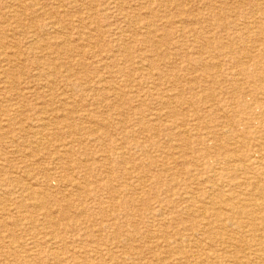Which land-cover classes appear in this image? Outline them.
<instances>
[{
    "label": "rangeland",
    "instance_id": "rangeland-1",
    "mask_svg": "<svg viewBox=\"0 0 264 264\" xmlns=\"http://www.w3.org/2000/svg\"><path fill=\"white\" fill-rule=\"evenodd\" d=\"M261 33L264 0H0V264H264Z\"/></svg>",
    "mask_w": 264,
    "mask_h": 264
},
{
    "label": "bare ground",
    "instance_id": "bare-ground-1",
    "mask_svg": "<svg viewBox=\"0 0 264 264\" xmlns=\"http://www.w3.org/2000/svg\"><path fill=\"white\" fill-rule=\"evenodd\" d=\"M159 1L161 2V0H159ZM164 1H165V0H164ZM167 1H168V0H167ZM172 1H173V0H172ZM176 1H177V0H175V2H176ZM185 1H186V0H185ZM190 1H191V0H190ZM230 1H231V0H230ZM162 2H163V1H162ZM240 3H241V2H240ZM184 4H185V3H184ZM188 4H190V3H188ZM146 5H147V4H146ZM215 5H216V4H215ZM244 5H245V4H244ZM143 6H144V5H143ZM147 6H149V5H147ZM166 6H167V5H166ZM179 6L182 7V4H180ZM175 7H176V6H175ZM177 7H178V6H177ZM193 7H195V6H193ZM163 9H164V8H163ZM179 9H181V8H179ZM59 10H60V9H59ZM121 10H122V9H121ZM171 10H172V9H171ZM182 10H183V9H182ZM182 10H181V11H182ZM192 10H193V9H192ZM53 11H54V10H53ZM106 11H107V9H106ZM206 11H207V10H206ZM198 13H199V12H198ZM254 13H256V11H255ZM156 14H157V13H156ZM156 14H155V15H156ZM218 14H219V13H218ZM92 15H93V14H92ZM134 15H135V14H134ZM157 15H158V14H157ZM157 15H156V16H157ZM165 15H166V13H165ZM205 15H206V13H205ZM89 16H91V15H89ZM151 16L153 17V15H151ZM151 16H150V17H151ZM168 16H169V15H168ZM198 16H199V15H198ZM251 16H252V15H251ZM143 17H144V16H143ZM150 17H149V18H150ZM224 17H225V16H224ZM236 17H237V16H236ZM218 18H220V17H218ZM221 18H222V17H221ZM254 18H255V17H254ZM145 19H146V18H145ZM150 19H151V18H150ZM173 19H174V17H173ZM234 19H235V18H234ZM256 20H257V19H256ZM17 21H18V20H17ZM145 21H146V20H145ZM149 21H150V20H149ZM180 21H181V19H180ZM198 21H199V20H198ZM221 21H222V20H221ZM54 22H55V21H54ZM146 22H148V21H146ZM150 22H151V21H150ZM178 22H179V20H178ZM182 22H183V21H182ZM187 22H188V21H187ZM195 22H196V21H195ZM195 22H194V23H195ZM175 23H176V22H175ZM51 24H52V23H51ZM51 24H50V25H51ZM54 24H55V23H54ZM151 24H152V23H151ZM177 24H179V23H177ZM192 24H193V23H192ZM154 26H155V25H154ZM40 27H41V26H40ZM184 27H185V26H184ZM188 27H189V26H188ZM238 27H239V26H238ZM56 28H57V27H56ZM177 28H178V27H177ZM185 28H186V27H185ZM204 28H205V27H204ZM41 29H42V28H41ZM155 29H157V28H155ZM179 29H180V28H179ZM183 29H184V28H183ZM253 29H255V28H253ZM42 30H43V29H42ZM59 30H60V29H59ZM203 30H204V29H203ZM38 31H39V30H38ZM54 31H55V30H54ZM179 31H181V30H179ZM220 31H221V30H220ZM40 32H41V31H40ZM58 32H59V31H58ZM237 32H240V31H237ZM33 33H34V32H33ZM125 33H126V32H125ZM179 33H180V32H179ZM256 34H257V33H256ZM41 35H43V34H41ZM178 35H180V34H178ZM221 35H222V33H221ZM238 35H240V34H238ZM248 35H249V34H248ZM258 35H259V34H258ZM43 36H44V35H43ZM252 36H253V35H250V37H252ZM261 36H264V34L262 35V33H261ZM63 37H64V36H63ZM127 38H128V37H127ZM135 38H136V37H135ZM175 38H176V37H175ZM169 39H170V38H169ZM250 39H251V38H250ZM252 39H253V38H252ZM139 40H141V39H139ZM163 40H164V39H163ZM170 40H171V39H170ZM174 40H175V39H174ZM59 41H60V40H59ZM136 41H137V40H136ZM155 41H156V40H155ZM253 41H254V40H253ZM61 42H62V41H61ZM161 42H162V41H161ZM166 42H167V41H166ZM196 42H198V41H196ZM206 42H207V41H206ZM143 43H145V42L143 41ZM152 43H153V42H152ZM173 43H174V42H173ZM203 43L205 44L204 41H203ZM210 43H211V42H210ZM57 44H59V43H57ZM63 44H64V43H63ZM175 44H176V43H175ZM198 44H199V43H198ZM247 44H248V43H247ZM251 44H252V43H251ZM155 45H157V43H156ZM159 45H161V44L159 43ZM210 45H211V44H210ZM214 45H215V44H214ZM220 45H222V44H220ZM225 45H226V44H225ZM261 45H262V44H261ZM170 46H171V45H170ZM173 46H174V44H173ZM204 46H206V45H204ZM230 46H231V45H230ZM235 46H237V45H235ZM251 46H252V45H251ZM45 47H46V46H45ZM67 47H68V46H67ZM93 47H94V46H93ZM93 47H92V48H93ZM162 47H163V45H162ZM175 47H177V46H175ZM179 47H180V46H179ZM211 47H212V46H211ZM213 47H214V46H213ZM218 47H219V46H218ZM46 48H47V47H46ZM156 48H158V46H157ZM199 48H200V47H199ZM257 48H258V47H257ZM69 49H71V48H69ZM253 49H254V48H253ZM158 50H159V48H158ZM170 50H171V49H170ZM200 50H202V49H200ZM203 50H204V49H203ZM237 50H238V49H237ZM240 50H241V49H240ZM153 51H154V50H153ZM205 51H206V50H205ZM43 52H44V51H43ZM154 52H156V51H154ZM184 52H185V51H184ZM208 52H209V51H208ZM247 52H248V51H247ZM47 53H48V52H47ZM53 53H55V52H53ZM72 53H73V52H72ZM262 53H263V52H262ZM60 54H61V53H60ZM107 54H108V53H107ZM131 54H132V53H131ZM133 54H134V53H133ZM150 54H151V53H150ZM155 54H156V53H155ZM158 54H159V53H157V55H158ZM205 54H206V53H205ZM207 54H208V53H207ZM212 54H213V52H212ZM238 54H240V53H238ZM243 54H244V53H243ZM246 54H247V53H246ZM252 54H253V53H252ZM30 55H32V54H30ZM129 55H130V54H129ZM213 55H214V54H213ZM244 55H245V54H244ZM258 55H260V52L258 53ZM263 55H264V54H263ZM44 56H45V54H44ZM105 56H106V55H105ZM146 56H147V55H146ZM159 56H160V55H159ZM184 56H185V55H184ZM195 56H196V55H195ZM231 56H232V55H231ZM36 57H37V56H36ZM129 57H130V56H129ZM156 57H157V56H156ZM184 58H185V57H184ZM186 58H188V57H186ZM109 59H110V57H109ZM115 61H116V60H115ZM118 61H119V60H118ZM150 61H151V60H150ZM168 61H169V60H168ZM176 61H177V60H176ZM220 61H221V60H220ZM259 61H261V60H259ZM203 62H204V61H203ZM209 62H210V60H209ZM209 62H208V64H209ZM73 63L75 64V62H73ZM81 63H82V62H81ZM114 63H115V62H114ZM199 63H201V62H199ZM70 64H72V63H70ZM215 64H216V63H215ZM72 65H73V64H72ZM76 65H77V64H76ZM194 65H195V64H194ZM194 65H193V66H194ZM198 65H199V64H198ZM198 65H196V66H198ZM205 65H206V64H205ZM69 66H70V65H69ZM196 66H195V67H196ZM201 66H202V65H201ZM255 66H256V65H255ZM67 67H68V66H67ZM143 67H144V66H143ZM185 67H186V65H185ZM191 67H192V66H191ZM203 67H204V66H203ZM207 67H208V66H207ZM53 68H54V67H53ZM53 68H52V70H53ZM209 68H210V66H209ZM219 68H220V66H219ZM62 69H63V68H62ZM69 69H70V68H69ZM6 70H9V69H6ZM52 70H51V72H52ZM75 70H76V69H75ZM185 70L187 71L186 68H185ZM200 70H201V69H200ZM209 70H210V69H209ZM11 71H12V70H11ZM11 71H10V72H11ZM42 71H43V70H42ZM53 71H54V70H53ZM56 71H57V70H56ZM63 71H64V70H63ZM70 71H71V70H70ZM121 71H122V70H121ZM159 71H161V70H159ZM207 71H208V70H207ZM43 72H44V71H43ZM46 72H48L47 69H46ZM57 72H58V71H57ZM176 72H177V71H176ZM190 72H192V71H190ZM201 72H202V71H201ZM69 73H70V72H69ZM65 74H66V71H65ZM70 74L73 75L72 72H71ZM208 74H209V73H208ZM232 74H233V73H232ZM234 74H236V73H234ZM44 75H45V74H44ZM62 75H63V74H62ZM66 76H68V75L66 74ZM123 76H124V75H123ZM156 76H158V75H156ZM189 76H190V75H189ZM198 76H199V75H198ZM147 77H148V76H147ZM234 77H235V75H234ZM70 78H71V77H70ZM149 78H150V77H149ZM191 78H192V77H191ZM224 78H225V77H224ZM108 79H109V78H108ZM50 80H51V79H50ZM189 80H191V79H189ZM205 80H206V79H205ZM209 80H210V79H209ZM53 81H54V80H53ZM195 81H196V80H195ZM222 81H224V79H223ZM222 81H220V82H222ZM234 81H235V80H234ZM244 81H245V80H244ZM50 82H51V81H50ZM98 82H99V81H98ZM248 82L250 83V81H248ZM252 82L254 83V82H256V81H252ZM53 83H55V82H53ZM100 83H101V82H100ZM253 83H252V84H253ZM256 83H257V82H256ZM152 84H153V83H152ZM171 84H172V83H171ZM210 84H211V83H210ZM229 84H230V83H229ZM248 85H249V84H248ZM260 85H261V83H260ZM262 85H264V84H262ZM212 86H213V85H212ZM253 86H254V85H253ZM257 86H258V85H257ZM101 87H102V86H101ZM139 87H140V86H138V88H139ZM180 87H182V86H180ZM238 87L240 88L239 84H238V86H236V88H238ZM93 88H94V87H93ZM105 88H106V86H105ZM160 88H161V87H160ZM239 88H238V89H239ZM140 89H141V88H140ZM163 89H164V88H163ZM176 89H177V88H176ZM186 89H187V88H186ZM98 90H99V89H98ZM174 91H175V90H174ZM225 91H226V90H225ZM248 92H249V91H248ZM256 92H257V91H256ZM171 93H172V92H171ZM183 93H185V92H183ZM237 93H238V92H237ZM198 94H199V93H198ZM209 94H210V93H209ZM259 94H260V93H259ZM206 95H207V94H206ZM152 96H153V95H152ZM171 96H172V95H171ZM173 96H174V95H173ZM173 96H172V97H173ZM198 96H199V95H198ZM202 96H203V95H201V98H202ZM186 97H187V96H186ZM158 98H159V97H158ZM203 98H204V97H203ZM209 100H210V99H209ZM143 102H144V101H143ZM162 102H163V101H162ZM173 102H174V101H173ZM190 102H191V101H190ZM210 102H211V101H210ZM247 102H248V101H247ZM127 103H128V102H127ZM171 103H172V101H171ZM174 103H175V102H174ZM174 103H173V104H174ZM186 103H187V102H186ZM192 103H193V101H192ZM192 103H191V104H192ZM164 104H165V103H164ZM196 104H197V103H196ZM249 104H251V103H249ZM125 105H126V104H125ZM162 105H163V104H162ZM254 105H255V104H254ZM211 106H212V105H211ZM167 108H168V107H167ZM176 108H177V107H176ZM178 108H179V107H178ZM185 109H186V108H185ZM168 110H169V109H168ZM242 111H244V110H242ZM158 112H159V111H158ZM206 113H207V112H206ZM145 115H146V114H145ZM148 116H149V115H148ZM150 116H151V115H150ZM172 116H173V114H172ZM190 116H191V115H190ZM162 117H163V116H162ZM118 118H119V117H118ZM147 118H148V117H147ZM185 118H186V117H185ZM197 118H198V117H197ZM126 119H127V118H126ZM142 119H143V118H142ZM105 120H106V119H105ZM127 120H128V119H127ZM143 120H144V119H143ZM154 120H155V118H154ZM99 121H100V120H99ZM70 122H71V121H70ZM68 123H69V122H67V124H68ZM136 123H137V122H136ZM96 124H97V123H96ZM110 124H111V123H110ZM117 124H118V123H117ZM103 125H104V124H103ZM115 125H116V124H115ZM118 125H119V124H118ZM197 125H198V124H197ZM146 126H148V125H146ZM43 127H45V124H44ZM47 127H48V126H47ZM47 127H46V128H47ZM90 127H91V126H90ZM106 127H108V125H107ZM109 127H110V126H109ZM219 127H220V126H219ZM96 128H97V127H96ZM176 128H177V127H176ZM183 128H185V126H184ZM191 128H192V127H191ZM195 128H196V127H195ZM213 128H214V127H213ZM94 129H95V128H94ZM152 129H153V128H152ZM188 129H189V128H188ZM98 130H99V129H98ZM118 130H119V129H118ZM192 130H193V129H192ZM105 131H106V130H105ZM190 131H191V130H190ZM178 132H179V131H178ZM225 132H226V131H225ZM225 132H224V133H225ZM135 133H136V132H135ZM135 133H134V134H135ZM138 133H139V132H138ZM138 133H137V134H138ZM195 133H197V132L195 131ZM97 134H98V133H97ZM97 134H96V135H97ZM103 134H104V133H103ZM175 134H176V133H175ZM175 134H174V135H175ZM190 134H191V133H190ZM125 135H126V134H125ZM178 135H179V134H178ZM195 135H196V134H195ZM47 136H48V135H47ZM103 136H105V135H103ZM110 136H111V135H110ZM155 136H156V135H155ZM157 136H158V135H157ZM179 136H180V135H179ZM189 136H190V135H189ZM121 137H122V136H121ZM128 137H129V136H128ZM131 137H132V136H131ZM134 137H135V136H134ZM138 137H139V136H138ZM146 137H147V136H146ZM146 137H143V138H146ZM182 137H183V136H182ZM191 137H192V134H191ZM172 138H173V137H172ZM172 138H171V139H172ZM174 138H175V137H174ZM183 138H184V137H183ZM187 138H188V137H187ZM192 138H193V137H192ZM192 138H191V139H192ZM249 138H250V137H249ZM133 139H134V138H133ZM135 139H136V137H135ZM135 139H134V140H135ZM189 139H190V138H189ZM136 140H137V139H136ZM161 140H162V139H161ZM216 140H217V138H216ZM137 141H139V140H137ZM186 141H187V140H186ZM186 141H185V142H186ZM188 141H189V140H188ZM194 141H195V140L193 139L192 142H194ZM214 141H215V140H214ZM240 141H241V140H240ZM183 142H184V141H183ZM206 142H207V141H206ZM215 144H216V143H215ZM232 144H233V143H232ZM181 145H182V144H181ZM183 145H184V144H183ZM185 145H186V144H185ZM185 145H184V146H185ZM229 145H230V144H229ZM117 146H118V145H117ZM188 146H189V144H188ZM204 146H205V145H204ZM153 147H154V146H153ZM150 148L152 149V147H150ZM164 148H165V147H164ZM157 149H158V148H157ZM231 149H234V148H231ZM118 151H119V150H118ZM151 151H152V150H151ZM160 152H161V151H160ZM168 152H169V151H168ZM175 152H176V150H175ZM181 152H182V151H181ZM120 153H121V152H120ZM120 153H119V154H120ZM148 153H149V152H148ZM152 153H153V152H152ZM171 153H172V152H171ZM182 153H183V152H182ZM107 154H108V153H107ZM107 154H106V155H107ZM146 154H147V153H146ZM149 154H150V153H149ZM167 154H168V153H167ZM197 154H198V153H197ZM221 154H222V153H221ZM221 154H220V156H221ZM128 155H130V154H128ZM139 155H140V154H139ZM141 155H142V154H141ZM143 155H144V154H143ZM143 155H142V156H143ZM169 155H170V154H169ZM172 155H173V154H172ZM222 155H224V153H223ZM108 156H109V155H108ZM122 156H123V155H122ZM130 156H131V155H130ZM130 156H129V157H130ZM144 156H145V155H144ZM162 156H163V155H162ZM175 156H177V155H175ZM175 156H174V157H175ZM224 156H225V155H224ZM163 157H164V156H163ZM183 157H184V156H183ZM193 157H195V156H193ZM227 157H228V155H227ZM124 158H125V157H124ZM228 158H229V157H228ZM258 158H259V157H258ZM138 159H139V158H138ZM95 160H96V158H95ZM111 160H113V159L111 158ZM133 160H134V159H133ZM158 160H160V159H158ZM216 160H217V159H216ZM114 162H115V161H114ZM114 162H113V163H114ZM131 162H133V161H131ZM215 162H216V161H215ZM238 162H239V161H238ZM82 163H83V162H82ZM118 163H119V162H118ZM133 163H134V162H133ZM160 163H161V162H160ZM166 163H168V162H166ZM226 163H227V162H226ZM84 164H85V163H84ZM116 164H117V163H116ZM129 164H130V163H129ZM238 164H239V163H238ZM102 165H103V164H102ZM107 165H109V164H107ZM114 165H115V164H114ZM143 165H144V164H143ZM170 165H171V164H170ZM244 165H245V164H244ZM263 166H264V165H263ZM137 167H138V166H137ZM160 167H161V166H160ZM214 167L216 168L217 166H214ZM111 168H112V167H111ZM258 168H259V167H258ZM125 169H126V168H125ZM152 169H153V168H152ZM156 169H157V168H156ZM230 169H231V168H230ZM236 169H237V167H236ZM94 170H95V168H94ZM135 170H136V169H135ZM135 170H134V171H135ZM213 170H214V169H213ZM84 172H85V171H84ZM89 172H90V171H89ZM111 172H112V170H111ZM132 172H133V171H132ZM142 172H145V171H142ZM142 172H140V173L142 174ZM147 172H148V171H147ZM135 173H137V171H136ZM111 174H112V173H111ZM122 174H123V173H122ZM127 174H128V173H127ZM137 174H138V173H137ZM135 176H136V175H135ZM163 177H164V176H163ZM115 178H116V177H115ZM141 179H142V178H141ZM146 179H147V178H146ZM186 179H187V178H186ZM134 180H135V179H134ZM137 180H139V179L137 178ZM137 180H136V181H137ZM221 180H222V179H221ZM136 181H135V182H136ZM147 181H148V180H146V181H144V182H147ZM192 181H193V180H192ZM194 181H195V180H194ZM122 182H123V181H122ZM124 182H125V181H124ZM126 182H127V181H126ZM139 182H140V181H139ZM216 182H217V181H216ZM194 183H195V182H194ZM199 183H201V182H199ZM164 184H165V183H164ZM203 184H204V182H203ZM162 185H163V183H162ZM199 185H201V184H199ZM173 186H174V185H173ZM79 188H81V186H80ZM132 188H133V187H132ZM142 188H143V187H142ZM92 189L95 190L94 186H93ZM136 189H137V187H136ZM139 189H140V188H139ZM220 189H221V188H220ZM80 190H81V189H80ZM124 190H125V189H124ZM147 190H148V189H147ZM92 191H93V190H92ZM125 191H127V189H126ZM131 191H133V190H131ZM131 191H127V192H131ZM134 191H135V190H134ZM139 191H140V190H139ZM139 191H138V192H139ZM152 191H153V190H152ZM152 191H151V192H152ZM155 192H156V191H155ZM163 192H165V191H163ZM168 192H169V191H168ZM177 192L180 193V191H177ZM135 193H136V192H135ZM143 193H144V192H142V194H143ZM153 193H154V192H153ZM157 193H158V192H157ZM181 193H182V192H181ZM216 193H217V192H216ZM140 194H141V193H140ZM165 194H166V193H165ZM175 194H176V193H175ZM127 195H129V194H127ZM150 195H151V194H150ZM154 195H156V194H154ZM180 195H181V194H180ZM209 195H210V194H209ZM138 196H139V195H138ZM152 196H153V195H152ZM159 196H160V195H159ZM168 196H169V195H168ZM171 196H173V195H171ZM171 196H170V197H171ZM221 196H222V195H221ZM134 197H135V195H134ZM139 197H140V196H139ZM164 197H165V196H164ZM43 198H44V197H43ZM182 198H183V197H182ZM182 198H181V199H182ZM181 199H180V200H181ZM217 200H218V199H217ZM41 201H42V200H41ZM47 202H48V201H47ZM222 202H223V201H222ZM229 202H231V201L229 200ZM249 202H250V201H249ZM44 203H45V202H44ZM179 203H180V202H179ZM194 203H196V202H194ZM207 203H208V202H207ZM210 203H211V202H210ZM214 203H215V202H214ZM240 203H241V202H240ZM250 203H251V202H250ZM42 204H43V203H42ZM197 204H198V203H197ZM199 204H200V203H199ZM201 204H202V202H201ZM204 204H205V203H204ZM208 204H209V203H208ZM212 204H213V203H212ZM189 205H190V204H189ZM209 205H211V204H209ZM254 205H256V203H254ZM125 206H126V205H125ZM179 206H180V205H179ZM179 206H178V207H179ZM191 206H192V205H191ZM179 208H180V207H179ZM187 208H188V207H187ZM109 209H111V208H109ZM252 209H253V208H252ZM137 211H138V209H137ZM202 211H203V210H202ZM244 211L247 212V210H244ZM203 212H204V211H203ZM223 212H224V211H223ZM62 213H63V212H62ZM134 213H135V212H134ZM165 213H166V210H165ZM165 213H164V214H165ZM166 214H167V213H166ZM166 214H165V215H166ZM203 214H204V213H203ZM136 215H137V214H136ZM234 215H235V214H234ZM162 216H163V215H162ZM233 218H234V216H233ZM236 218H237V217H236ZM165 220H166V219H165ZM124 221H125V220H124ZM210 221H211V220H210ZM241 221H243V220H241ZM241 221H240V222H241ZM246 222H247V221H245V223H246ZM252 223H253V222H252ZM156 225H157V224H156ZM128 226H129V225H128ZM117 230H118V229H117ZM228 232H229V231H228ZM121 233H122V232H121ZM121 233H120V234H121ZM52 234L54 235V232H52ZM132 234H133V233H132ZM14 235H15V234H14ZM117 236H118V235H117ZM138 236L140 237V235H138ZM146 236H147V235H146ZM146 236H145V237H146ZM57 237H58V236H57ZM143 238H144V237H143ZM3 239H4V238H3ZM51 239H52V238H51ZM231 240H232V239H231ZM231 240H230V241H231ZM223 241H224V240H223ZM55 242H56V241H55ZM53 243H54V242H53ZM224 243H225V242H224ZM229 243H230V242H229ZM256 243H257V242H256ZM195 245H196V244H195ZM237 245H238V244H237ZM189 246H190V245H189ZM131 250H132V249H131ZM166 256H167V255H166ZM159 260H160V259H159ZM162 260H163V259H162ZM213 260H214V259H213ZM151 264H152V263H151Z\"/></svg>",
    "mask_w": 264,
    "mask_h": 264
}]
</instances>
